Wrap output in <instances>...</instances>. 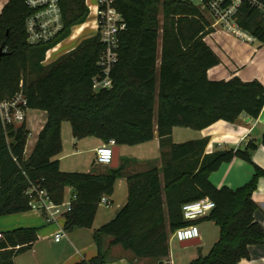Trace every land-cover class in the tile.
I'll list each match as a JSON object with an SVG mask.
<instances>
[{
    "label": "trees",
    "instance_id": "1",
    "mask_svg": "<svg viewBox=\"0 0 264 264\" xmlns=\"http://www.w3.org/2000/svg\"><path fill=\"white\" fill-rule=\"evenodd\" d=\"M85 1L59 0L63 30L54 41L37 46L27 42L26 20L33 10L26 0H9L0 14V50L4 52L0 99L13 98L22 81L28 108L47 113L28 158L26 122L4 126L0 119V217L32 210L25 192L31 183L40 182L56 204L64 201L66 188L73 189L76 200L64 215L65 231L92 227L102 197L113 193L125 167L109 168L99 175L61 171L64 122L77 140L92 137L103 144L114 140L116 146L149 143L157 135L162 167L127 176V201L116 217L95 232V241L108 236L111 245L136 258L162 264L169 256V237L177 229L213 222L219 228L218 240L209 253L188 264H238L249 259V246L264 242V230L254 220L258 206L252 199L264 171L253 165L252 179L236 190L217 189L209 175L235 157L253 164V153L264 147V132L260 141L252 140L243 149L212 154H205L208 139L176 144L171 136L174 128L201 131L222 120L235 123L243 114L257 120L264 108V86L237 77L209 79L208 71L219 65L217 54L204 42L213 31L212 24L188 0H114L126 30L119 36L113 87L94 92L92 80L99 74L98 60L104 51L98 35L82 41L51 66L41 65L47 50L88 21ZM238 22L264 45L263 16L244 7ZM204 198L215 203L210 214L184 220L182 207ZM37 231L22 228L0 233V264H15V257L33 247ZM104 261L99 252L76 264Z\"/></svg>",
    "mask_w": 264,
    "mask_h": 264
},
{
    "label": "crops",
    "instance_id": "2",
    "mask_svg": "<svg viewBox=\"0 0 264 264\" xmlns=\"http://www.w3.org/2000/svg\"><path fill=\"white\" fill-rule=\"evenodd\" d=\"M8 1L0 0V14ZM93 2L96 3V0L88 1L91 5H94ZM91 15L93 17L94 13ZM89 21L91 22L89 26L94 29V18ZM212 34L213 39L208 40L207 45L217 54L219 65L208 71L209 79L213 81H228L237 77L243 82L257 80L264 86V45L259 42L260 45L254 47V42L252 44L243 42L227 34L225 30L216 29ZM59 48L61 46H58L57 49L60 50ZM74 49L75 47H72L70 50L65 51V53ZM30 113L36 114V120L30 117ZM27 114L26 125L30 131L29 137L32 134L34 135L29 145L28 143L26 145L25 158L31 155L39 133L47 122V113L45 111L29 109ZM28 120L32 121V123L37 122L33 131L28 127ZM189 130L191 129L174 128L172 131L173 136H171L172 142L177 144L192 140L208 139L205 154L233 148L243 149L248 142L252 140L260 141L262 139L261 136L264 132V108L257 120H253L243 114L235 123H228L222 120L201 131L192 130L194 131L193 133L189 132ZM65 131L67 132L66 128ZM87 139H90L87 143L88 146L84 147L82 143ZM101 145L102 142L97 138L88 137L77 140L72 136L69 141V147L65 151H62L59 158L60 170L63 172H80L94 175L104 173L111 167L110 165H101L96 161L95 150ZM135 147L143 148H140L138 151L132 148L127 149L126 146H118L120 150L118 167L120 165L125 167L123 175L116 181L113 193L104 196L110 205L106 206L105 203L99 204L91 228H82L68 232L64 230V218H60L58 222L49 223L46 221L44 214L33 209L20 214L0 217V233L17 229L22 230V228L38 229L37 241L29 251L14 258L15 264H76L80 261L87 262L96 257L99 252L104 255L105 261L103 264L138 263L139 258H136L131 252L124 251L118 245H111L110 237L103 235L99 243L95 241L94 237L95 232L102 225L116 217L115 215L118 210L126 203L128 198L127 176L142 173L151 167H162V150L157 136L153 141ZM123 150L129 153L122 156L121 151ZM168 150V148L163 149V151ZM147 153H149V156L145 158L144 156ZM89 154L90 157L86 158ZM252 161L253 164H250L235 157L230 162L223 163L217 171L211 173L209 181L217 189L227 187L231 190H236L252 179L255 173L253 165L264 171L263 146H259L253 153ZM72 194H74L73 189L66 188L64 200L71 199ZM252 199L258 206L254 214V220L264 230V177L259 179ZM198 227L201 235L198 239V245L201 246L200 252H203L205 245L211 246V249L219 238V228L213 222H202ZM60 230L64 231V236L59 242H56L54 236ZM170 252L163 262L167 259H170L172 262ZM196 253V251L190 252V258H194ZM249 253V259H244L238 264H264V242L261 245L249 246ZM142 263L141 261L140 264ZM172 264L174 263L172 262Z\"/></svg>",
    "mask_w": 264,
    "mask_h": 264
},
{
    "label": "built area",
    "instance_id": "3",
    "mask_svg": "<svg viewBox=\"0 0 264 264\" xmlns=\"http://www.w3.org/2000/svg\"><path fill=\"white\" fill-rule=\"evenodd\" d=\"M89 17L94 13V35H98L104 46V51L100 54L98 60L99 74L92 80V89L94 92L109 90L113 87L111 73L119 60V36L126 30L124 18L113 7L114 0H96L94 5L88 3ZM196 7L200 8L203 14L208 18L212 29L215 31L222 24L227 34L233 35L239 40L252 44L254 37L239 27L238 16L244 7L258 12L264 17V0H188ZM28 9L33 13L26 20L27 42L29 45L37 46L48 44L54 41L63 30V19L59 0H26ZM204 38L207 44L208 40L213 39L212 33ZM62 41L45 53V62L52 59L51 52ZM54 53V52H53ZM19 92L10 99H0V119L4 126H19L26 122L27 111L29 110L27 100L23 95V82L19 84ZM116 144L111 140L107 144L97 147L96 161L101 165L109 166L114 157V148ZM29 200V206L45 215L49 223L58 222L64 218L65 213L70 212L72 203L76 196L72 195L69 200H64L61 204L52 201L48 191L42 187L41 183L30 184L25 192ZM109 206L110 203L105 197H102L100 204ZM215 208V203L209 198H204L192 203H187L182 207L184 220L195 221L209 215ZM64 236V231L60 230L54 236V240L59 242ZM200 229L198 225H190L177 229L171 238L179 243L200 238ZM169 237V238H170ZM2 235L0 234V239ZM19 248V247H17ZM162 264H172L166 260Z\"/></svg>",
    "mask_w": 264,
    "mask_h": 264
},
{
    "label": "rangeland",
    "instance_id": "4",
    "mask_svg": "<svg viewBox=\"0 0 264 264\" xmlns=\"http://www.w3.org/2000/svg\"><path fill=\"white\" fill-rule=\"evenodd\" d=\"M92 3V2H91ZM94 3V2H93ZM94 18V16L92 17V15L90 16V18L88 19L87 22H89V20H92ZM159 19L162 21V15L159 16ZM86 22V23H87ZM82 26V25H81ZM81 26H77L72 30V33L68 38H66L65 40H63V43L61 44V48H59L60 50H58L57 52H54L52 54V59L49 62H45L43 60V62L41 63V65H43V67H48L51 66V64H53L54 62H56L57 60H59L60 58H62L63 56H65L67 53H65V51L70 50V48H76L82 41L86 40V39H90L91 37H93V35L95 34V31L92 27H86L80 36H74V32L76 31V29H78ZM217 30H225L224 27L221 25H219L217 27ZM226 32V31H225ZM230 35V34H229ZM233 36V35H231ZM234 37V36H233ZM235 38V37H234ZM238 39V38H237ZM259 40L254 39V43L253 46H259ZM161 48V40L159 38V51ZM30 117L33 118V120H36V114L35 113H30ZM37 122L35 121L34 123H32V121L28 120V127L33 131L34 127L36 126ZM65 128L67 129V132L65 131ZM178 130H184V129H178ZM189 132H193L192 130H189ZM72 133L71 132V126L68 122H64L62 124V129H61V134H62V146H63V151H65V149H67V147H69V141L72 138ZM34 134H32L33 136ZM32 136L29 137L28 139V145L30 143V140L32 138ZM91 138V137H89ZM90 139H87L85 141H83L82 145L84 147L88 146V141ZM103 144V143H102ZM127 149L132 148L133 150H140V148L142 149L143 147H135V146H126ZM129 152H125L124 150L121 151V155L124 156L125 154H128ZM149 156V153H147L144 157L147 158ZM90 157V154L86 156ZM140 159V158H139ZM143 160V159H142ZM106 172V171H105ZM211 246L209 245H205V247H203V252H200L201 246L200 245H196V246H192V247H187V248H182L179 245V242L177 240H175L174 238H169V252L171 249V259L172 262L174 264H188L190 263L192 260L196 259L198 256H203L206 255L207 253H209L208 251H210ZM176 248V249H175ZM197 248V249H196ZM197 252L196 256L194 258H190V252ZM145 259H149V258H139V262L135 263V264H140V262L142 261V264H159L156 260L154 259H149V260H145ZM190 259V260H189ZM169 261H171L170 259H167Z\"/></svg>",
    "mask_w": 264,
    "mask_h": 264
},
{
    "label": "water",
    "instance_id": "5",
    "mask_svg": "<svg viewBox=\"0 0 264 264\" xmlns=\"http://www.w3.org/2000/svg\"><path fill=\"white\" fill-rule=\"evenodd\" d=\"M4 55V52L2 51V49L0 50V59L1 57ZM157 136V135H156ZM119 148L118 146H115L114 148V157H113V161L110 164V167L112 169H116L118 167V159H119ZM199 244V240L195 239V240H190V241H186V242H180L179 245L182 248H187V247H192V246H196Z\"/></svg>",
    "mask_w": 264,
    "mask_h": 264
},
{
    "label": "bare ground",
    "instance_id": "6",
    "mask_svg": "<svg viewBox=\"0 0 264 264\" xmlns=\"http://www.w3.org/2000/svg\"><path fill=\"white\" fill-rule=\"evenodd\" d=\"M89 24H91L90 21L87 22V23H85V24H83V25H82L81 27H79L78 29H76V31L74 32V33H75L74 36H76V35L80 36V34L82 33L81 30H83V28L90 27ZM57 48H58V47H57ZM57 48H56L54 51L51 52V55L53 54V52H56V51L58 50Z\"/></svg>",
    "mask_w": 264,
    "mask_h": 264
}]
</instances>
